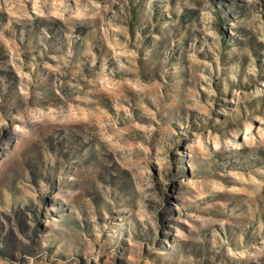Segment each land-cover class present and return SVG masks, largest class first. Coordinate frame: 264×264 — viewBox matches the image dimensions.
Here are the masks:
<instances>
[{"label": "rangeland", "instance_id": "1", "mask_svg": "<svg viewBox=\"0 0 264 264\" xmlns=\"http://www.w3.org/2000/svg\"><path fill=\"white\" fill-rule=\"evenodd\" d=\"M0 264H264V0H0Z\"/></svg>", "mask_w": 264, "mask_h": 264}]
</instances>
